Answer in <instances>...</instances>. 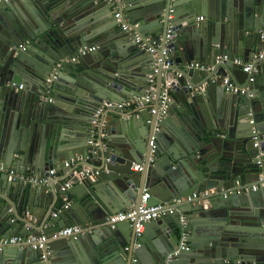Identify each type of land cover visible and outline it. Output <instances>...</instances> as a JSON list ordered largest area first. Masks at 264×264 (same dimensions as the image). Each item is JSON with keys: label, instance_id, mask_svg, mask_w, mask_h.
<instances>
[{"label": "water", "instance_id": "1", "mask_svg": "<svg viewBox=\"0 0 264 264\" xmlns=\"http://www.w3.org/2000/svg\"><path fill=\"white\" fill-rule=\"evenodd\" d=\"M29 2L48 26L22 14ZM115 6L132 30L110 23ZM3 8L0 162L38 177L58 166L64 176L30 186L1 173L0 238L43 231L53 264H264V58L253 60L264 50V0H10ZM136 34L151 37L156 51L141 48ZM225 55L252 62V71ZM132 60L141 65L132 70ZM167 73L172 102L159 119L150 108L159 106ZM151 74L155 104L96 114L105 101L146 93ZM226 76L246 91L227 92ZM66 123L74 137H63ZM157 124L152 148L144 141ZM85 166L92 175L81 174ZM206 190L147 222L142 237L131 222L108 220L145 193L157 204ZM59 193L69 205L52 216ZM69 225L82 231L54 236ZM183 241L189 249L168 260ZM40 253L5 244L0 264H42Z\"/></svg>", "mask_w": 264, "mask_h": 264}, {"label": "built area", "instance_id": "2", "mask_svg": "<svg viewBox=\"0 0 264 264\" xmlns=\"http://www.w3.org/2000/svg\"><path fill=\"white\" fill-rule=\"evenodd\" d=\"M7 1H10V0H0V2H7ZM115 17L118 18L119 22H121V27L124 30H128V31L132 30L131 25L127 24L125 21L124 22L122 21V18H123L122 12L117 11L115 13ZM200 19H203V16H200ZM135 41L141 48H146L148 51L152 53L156 51V44L155 42H152L151 37H147V36L145 37L141 34H136ZM94 49H96V46H91L89 48V50H94ZM82 52H84V50H82ZM164 53H166V49L164 50ZM224 58L231 59L236 64H243L244 71L251 72L253 69V63L245 62L241 56L229 57L228 55H225ZM259 58H264V50L261 51L259 54H256L253 60L259 59ZM168 65L169 63L165 64V67H167ZM192 66H197L202 69L210 68V66L201 64V63H192ZM178 76H181V73H178ZM53 77H56V75L52 74V77H48V81H51ZM253 80H254V76L250 77V81H253ZM150 82H151V86L146 91V93L142 95L129 96L127 99L123 101H105L103 105L101 106V108L97 110L96 114L98 115L104 108L112 107L114 105L118 106L119 108H123V107H128V106H139L144 103L150 104L151 102H154L155 100L154 92L156 90V87H155V76L153 74L150 75ZM223 84L225 85L226 90L232 93H239V92L246 91V88L235 84L228 76L224 77ZM171 91H172V83H171V80L168 79L161 90V93L159 96L158 108H155V107L151 108L152 112L158 114L159 119H162L167 114L170 103L172 102ZM156 129L159 130V127H156ZM91 142H93V140H91ZM156 142H157V137L155 134H152V136L149 139L150 146L152 148H155ZM133 168L135 170H140L142 169V165L134 164ZM57 171H58V168L56 167L53 168L52 170H50V175H56ZM1 173H7L10 176L11 180L28 183V184H31L32 186L46 184L48 180L50 179V176L36 177L33 175L25 174L23 172L21 173L16 167L7 165L3 162H0V174ZM81 174L82 175H92V171L91 169L87 168V169H84L81 172ZM70 184L71 182H66L65 185L62 187V190L66 191L69 188ZM209 193H210L209 190H206L203 192H193L191 195L173 197L166 202H160L157 204H147L149 194L145 193L143 195L140 205L138 206L133 205L131 208L114 213L113 215L108 217V220L112 226H115L119 222L129 221L134 226L136 236L142 237L145 231L147 222L161 217L165 209H170V211H173L171 207L175 203L193 201L194 199L198 197H201V196L205 197ZM64 199H65V203L62 205V207L58 209V212L57 211L54 212V216H58V214L62 212L65 207H68L69 201L67 200V197H65ZM182 221L185 222V216L182 217ZM80 231H82V227L78 225H69V226H65L62 229L56 231L54 233V236L55 237L69 236V235H74L75 233L80 232ZM48 239H49V235L46 233H42L38 237H32V238H28L24 240L23 238L19 236H14V237H9V238H0V247H2L5 244H16V243L22 242L21 244L25 246H31L34 249L40 250L41 252L40 257H41L42 264H53L52 259H51V252L48 250V247L46 245V242ZM140 245H141L140 242L136 243V246H140ZM180 249H189L185 241L182 242V245L179 248L170 252L167 256V259L168 260L173 259L175 255L179 253Z\"/></svg>", "mask_w": 264, "mask_h": 264}, {"label": "crops", "instance_id": "3", "mask_svg": "<svg viewBox=\"0 0 264 264\" xmlns=\"http://www.w3.org/2000/svg\"><path fill=\"white\" fill-rule=\"evenodd\" d=\"M19 8V7H18ZM115 9H116V12L117 11H119V12H121V10H119V8L117 7V6H115ZM22 12V14H24V12H25V15H26V17L28 18V20H30V22H32L33 24H35L36 26H40V25H43V24H47V21H46V19H45V17L43 16V14L35 7V5L34 4H32V3H28V4H26V6H25V11H21ZM115 12V13H116ZM6 15H8L7 14V9L6 8H3V9H0V18L3 20V21H5L4 19L6 18ZM115 15V14H114ZM122 21L124 22V20H123V18H122ZM125 21H128L127 19H125ZM110 23L111 24H113V25H115V24H118L119 23V20H118V18H116L115 16L113 17V18H111L110 19ZM110 23H108L109 25H110ZM121 23V22H120ZM47 26H48V24H47ZM104 26V23H102L101 25H100V28H103V29H105V27H103ZM116 27L118 28V29H122V27H121V24L120 25H116ZM105 30H107V29H105ZM109 30V29H108ZM128 64H129V61H128ZM141 65V62H136V61H134V60H132V62H131V68H132V70H134L136 67H139ZM127 69L129 70L130 68H129V66H127ZM171 74L170 73H167V76H166V78H167V80L168 79H173V78H171L172 76H170ZM64 77H65V81L66 82H71V80H73V77H72V75H69L68 73H66L65 75H64ZM166 80V81H167ZM155 82H156V77H155ZM7 85L8 86H10V84H9V82L7 83ZM227 92H230V91H227ZM129 97V96H128ZM153 104H155V100H154V102H151L149 105L150 106H152ZM139 106H128V108H130V110L132 111V110H135L136 108H138ZM153 107V106H152ZM151 107V108H152ZM150 108V109H151ZM73 109V108H72ZM167 115V114H166ZM165 115V116H166ZM73 116H76V117H78V115L77 114H74ZM164 116V117H165ZM163 117V118H164ZM157 127H160V125L159 124H157ZM132 131H134V128H132ZM61 132L63 133V137L64 138H68L69 136H72V137H74V129H73V125L72 124H70V123H66L65 125H63L62 126V129H61ZM157 132H158V130L156 129L155 131H154V133L152 132V134H155L156 135V137H157V140L159 139V137L157 136ZM152 134H150V135H147L146 137H145V141H144V144H146V145H148L149 147H151L150 146V144H149V139H150V137L152 136ZM159 134V133H158ZM167 143H170V140L168 139L167 140ZM156 144H157V142H156ZM134 164H137V163H134ZM56 168H58V171H57V173H56V175H55V178H58V177H62V176H64V173H63V171L58 167V166H56ZM87 168H89V169H91V171H92V174H93V172H94V170H93V168L90 166H85V169H87ZM134 169V168H133ZM22 173V172H21ZM25 173V172H24ZM25 174H28V175H33V176H36V175H34L33 173H32V171H31V169H29V172L28 173H25ZM44 176H47V175H44ZM49 176H50V179H49V181L50 180H52L53 179V175H50L49 174ZM38 177V176H37ZM93 177V176H92ZM11 180V179H10ZM24 184H26V185H30V186H32L31 184H28V183H24ZM65 185V184H64ZM56 196V195H55ZM66 196L65 195H63V194H60L59 193V195H58V200H57V202H56V207L54 208V211L52 212V216H54V212H58V209L60 208V207H62V205L65 203V198ZM51 198H52V195H51V197H49L48 196V200H51ZM57 198V197H56ZM55 198V199H56ZM61 213V212H60ZM29 218H31L32 219V221H34L35 222V224L39 227V229L42 227V224H43V222H41V223H39V222H37L38 221V219H37V217H35V216H32V215H29L28 216ZM11 219L14 221V222H16V218H15V216L14 215H11ZM54 221H52L51 219H50V221H49V223H47L46 225H45V228H49L50 227V224H54L53 223ZM147 231V225H146V227H145V231L144 232H146ZM42 233H44L43 231H42ZM3 235V234H2ZM4 237V236H3ZM12 237H14V236H12ZM19 237H21V238H23V240L24 239H28V238H32V237H34V236H32V235H29L28 237H26V236H19ZM22 242H20V243H16V244H21ZM41 254V253H40ZM17 259H19L18 261H22L23 262V260H22V258H18V257H16ZM25 262L26 263H29V261L28 260H25ZM52 262H53V260H52ZM37 264H40L39 263V261L37 262Z\"/></svg>", "mask_w": 264, "mask_h": 264}, {"label": "clouds", "instance_id": "4", "mask_svg": "<svg viewBox=\"0 0 264 264\" xmlns=\"http://www.w3.org/2000/svg\"><path fill=\"white\" fill-rule=\"evenodd\" d=\"M199 20H201V19H200V16H199ZM130 96H132V95H130ZM127 98H128V97H127ZM127 98H126V99H127ZM104 109H105V108H104ZM104 109H103V110H104ZM103 110H102V111H103ZM102 111H101V112H102ZM134 170H135V169H134ZM48 176H49V175H48ZM54 176H55V175H54ZM36 177H37V176H36ZM48 181H49V180H48ZM182 217H183V216H182ZM185 220H186V217H185Z\"/></svg>", "mask_w": 264, "mask_h": 264}]
</instances>
